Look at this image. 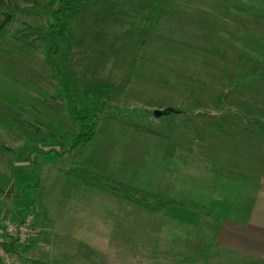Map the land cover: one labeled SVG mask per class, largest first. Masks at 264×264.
<instances>
[{"label":"rangeland","instance_id":"1","mask_svg":"<svg viewBox=\"0 0 264 264\" xmlns=\"http://www.w3.org/2000/svg\"><path fill=\"white\" fill-rule=\"evenodd\" d=\"M46 25L44 16L18 15L11 33L31 40V28ZM57 60L77 101L94 107L97 133L66 152L69 143L32 144L0 125V143L15 152L12 169L0 163L13 177L0 216L13 208L35 217V239L16 264H264L217 243L215 222L199 212L149 213L113 194L155 201L150 190L204 205L264 177V33L224 0H100L74 18ZM38 98L77 127L64 101Z\"/></svg>","mask_w":264,"mask_h":264},{"label":"trees","instance_id":"2","mask_svg":"<svg viewBox=\"0 0 264 264\" xmlns=\"http://www.w3.org/2000/svg\"><path fill=\"white\" fill-rule=\"evenodd\" d=\"M100 0H0V125L13 130L32 144L69 143L66 152L87 147L97 133L99 117L93 106L81 105L73 94V78L65 72L57 60L61 40L72 27L74 18L85 7ZM229 13L264 33V0H224ZM18 15L45 17V28H31V40L15 38L11 26ZM38 43L43 44V58L37 55ZM51 79L56 89L51 93L47 88ZM38 96L52 103L64 101L66 112L77 125L74 127L57 116L39 100ZM91 97V96H90ZM92 99V98H91ZM60 101V102H61ZM197 119L219 122L223 127L238 131L250 130L216 112L196 111ZM14 150L0 143V163L12 169L11 157ZM71 179L77 177L64 172ZM12 173L0 169V192L7 194L13 185ZM84 184L81 181V184ZM84 185L93 186L85 183ZM130 193V198L113 193L115 197L135 202L149 213H160L170 206L192 209L216 222L219 231L222 217L201 203H194L163 197L154 191L145 193L155 197L151 201L145 196L142 201L135 200L139 195ZM29 213V212H26Z\"/></svg>","mask_w":264,"mask_h":264},{"label":"crops","instance_id":"3","mask_svg":"<svg viewBox=\"0 0 264 264\" xmlns=\"http://www.w3.org/2000/svg\"><path fill=\"white\" fill-rule=\"evenodd\" d=\"M244 183L239 182L240 186H235L233 192L222 190V195L213 197L214 200L204 205L211 206L210 209L222 217L217 233L214 221L217 243L231 250L264 258V177L258 179L250 176ZM12 212L15 215L22 213L13 208ZM25 248L21 258L29 252V246Z\"/></svg>","mask_w":264,"mask_h":264},{"label":"built area","instance_id":"4","mask_svg":"<svg viewBox=\"0 0 264 264\" xmlns=\"http://www.w3.org/2000/svg\"><path fill=\"white\" fill-rule=\"evenodd\" d=\"M36 232L33 213L0 216V264L19 262L24 248L34 238Z\"/></svg>","mask_w":264,"mask_h":264},{"label":"water","instance_id":"5","mask_svg":"<svg viewBox=\"0 0 264 264\" xmlns=\"http://www.w3.org/2000/svg\"><path fill=\"white\" fill-rule=\"evenodd\" d=\"M164 113L162 110H154V115L155 116H161Z\"/></svg>","mask_w":264,"mask_h":264}]
</instances>
